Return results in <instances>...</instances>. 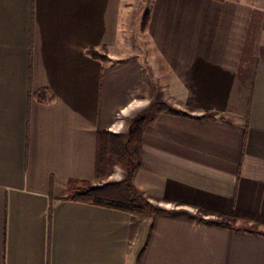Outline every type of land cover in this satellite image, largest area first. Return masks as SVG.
I'll return each mask as SVG.
<instances>
[{"label":"crops","instance_id":"obj_1","mask_svg":"<svg viewBox=\"0 0 264 264\" xmlns=\"http://www.w3.org/2000/svg\"><path fill=\"white\" fill-rule=\"evenodd\" d=\"M137 4L0 0V264H264V0H152L145 53ZM146 109L129 183L174 210L67 199Z\"/></svg>","mask_w":264,"mask_h":264},{"label":"trees","instance_id":"obj_2","mask_svg":"<svg viewBox=\"0 0 264 264\" xmlns=\"http://www.w3.org/2000/svg\"><path fill=\"white\" fill-rule=\"evenodd\" d=\"M144 27L149 20V12L144 15ZM94 58H107L95 49L90 50ZM40 99L45 98V90H40L37 94ZM166 108L159 106V110ZM142 122V123H141ZM144 118L138 120V124L133 126L131 136L123 133H113L108 130L98 132V152L95 179H102L111 173V162L113 154L120 155V159H129L136 162V146L142 143L144 134ZM131 153V156L128 153ZM129 157V158H128ZM69 196L67 199L92 204L100 207H107L122 210L133 215H139L145 211L151 214H166L164 210L154 209L150 203L142 206L145 199L140 197V191L127 181L109 182L102 186H94L92 181L70 180Z\"/></svg>","mask_w":264,"mask_h":264},{"label":"rangeland","instance_id":"obj_3","mask_svg":"<svg viewBox=\"0 0 264 264\" xmlns=\"http://www.w3.org/2000/svg\"><path fill=\"white\" fill-rule=\"evenodd\" d=\"M138 1V6H139V10L142 11L141 14V21L139 24H134L132 27V30L129 31L128 35L129 38L127 39L128 44L132 45V47L136 50V51H140L145 53L148 50V43L146 40V36L144 34L146 27H144V13H147L150 11V6H151V2L152 0H137ZM135 23V22H134ZM163 105L165 107L164 104H160V106ZM143 112V111H142ZM140 113L138 116L134 117V118H129L128 122L126 121L125 125L123 128L118 129L117 127L114 130H108L110 132L119 134V133H123L126 134L128 137L131 136V132H132V128L133 126H135L136 124H138V120L141 118H144V121L146 120V115L148 110L146 109L145 113ZM142 123V122H141ZM145 123V122H143ZM117 130V131H115ZM137 147V146H136ZM129 156H131V153H128ZM129 158V157H128ZM131 158V157H130ZM130 158L127 159L125 161V159H120V155L118 154H113L112 156V164H111V173L110 175L99 179V180H95L92 181L94 186H102L105 185L106 183L109 182H117V181H127L129 183V177H130V173L131 170L133 169L135 162H131ZM130 184V183H129ZM140 197L145 199V201H142V206H146V202L150 203V205H152L154 207V209H160V210H164L168 213H171L174 210V206L170 205V204H165V203H159L156 201L151 200L150 198H148L145 194H143L142 192H139ZM190 215L194 216L195 218L198 219H207L204 218V214L201 212L200 209H190L189 211H187ZM155 214H151V213H147V211L139 214V215H135L137 217H139L140 219H144L146 217H151ZM216 221H220L223 223H227L230 224L232 223V221L226 220V219H215Z\"/></svg>","mask_w":264,"mask_h":264},{"label":"built area","instance_id":"obj_4","mask_svg":"<svg viewBox=\"0 0 264 264\" xmlns=\"http://www.w3.org/2000/svg\"><path fill=\"white\" fill-rule=\"evenodd\" d=\"M115 131H117V130H115Z\"/></svg>","mask_w":264,"mask_h":264}]
</instances>
